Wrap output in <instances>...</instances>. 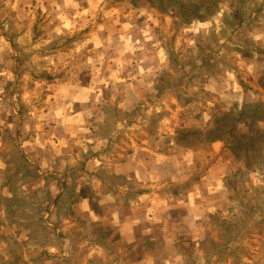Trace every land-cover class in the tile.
<instances>
[{"label":"rangeland","instance_id":"1","mask_svg":"<svg viewBox=\"0 0 264 264\" xmlns=\"http://www.w3.org/2000/svg\"><path fill=\"white\" fill-rule=\"evenodd\" d=\"M171 1L0 0V165L1 157L7 162L0 166V207L10 191L22 195L26 182L12 177V170H22L13 137L40 134L52 97L60 93L68 106L69 95L80 91L82 103L93 105L81 120L92 123L94 136L82 154L71 144L62 158H179L187 181L162 186L177 198L198 188L220 159L230 166L223 193L206 194L220 211H211L191 237L184 232L136 255L150 250L162 264H264V144L258 142L264 132V0ZM188 17L193 21L187 23ZM62 106L73 118L75 112ZM229 113L239 118L223 128L224 141L201 143L196 135L183 140V131L207 134L229 124L218 123ZM251 132L253 142H245ZM237 140L238 153L246 143L258 152L237 157ZM55 160L35 162L33 170L59 171L71 202L79 173ZM40 182L28 181L36 188ZM36 192L7 211L11 222L31 223V243L23 246L16 229V235L9 230L0 243V264L72 262L74 245L72 257L64 258L60 218L56 222L51 209L39 218L36 207L45 196ZM47 241L57 252L49 253Z\"/></svg>","mask_w":264,"mask_h":264},{"label":"crops","instance_id":"2","mask_svg":"<svg viewBox=\"0 0 264 264\" xmlns=\"http://www.w3.org/2000/svg\"><path fill=\"white\" fill-rule=\"evenodd\" d=\"M118 33L120 36L121 32ZM69 96L72 98H68V106L65 102L67 99L61 98L60 93L52 97L55 101L44 108L45 113L42 112L40 127L44 131L40 134L37 130L34 135L28 133L25 139L18 135L13 137L18 152L17 161L22 170H12V177L26 179V182H23L20 190L22 195L10 191L8 204L0 207V243L5 242V234L9 230L16 229L17 237L21 238L18 241L25 247L30 245L31 223L25 220L11 222L7 211L19 208V197L34 195L35 191L41 190L45 200L36 207L40 212L39 218L42 219L44 210L51 209L53 219L60 218V225L56 229L59 231L57 236L64 243L63 250L71 247L72 257L73 245L76 249L69 264H162L150 250L146 249L142 256L136 255L138 249L149 244L171 242L177 237L183 238L185 236L181 233L184 232L191 237L198 223L211 211H220L222 208L219 205L214 207L205 199L206 194L218 197L223 193V180L230 170L229 164L220 159V162L209 167L208 176L198 188L177 198L164 191L162 186L165 182L187 181V170L179 158H139L134 153L127 158H78V154L76 158H62L71 144L82 154L94 136L93 133L89 134L92 123L84 124L81 120L83 110L87 117L93 105L82 103L80 91ZM62 104L66 105L65 110L75 112L73 118L66 116ZM34 145L37 151L32 150ZM23 146L28 150V156L23 154ZM1 158L0 166L7 163L3 159L5 156ZM44 158H55L54 163L59 166L67 163L79 173L73 182L71 202L68 199L67 180L59 171H46L43 174L33 170L35 162H44ZM29 178L41 181L38 188L29 185ZM178 199H182L183 203ZM65 211L70 213L64 214ZM156 228H162L161 238L156 235ZM16 232L13 231L15 235ZM44 245L50 254L58 250L48 245V241Z\"/></svg>","mask_w":264,"mask_h":264},{"label":"trees","instance_id":"3","mask_svg":"<svg viewBox=\"0 0 264 264\" xmlns=\"http://www.w3.org/2000/svg\"><path fill=\"white\" fill-rule=\"evenodd\" d=\"M172 3L173 2L171 0H168V5H170ZM190 11L192 12L191 9H190ZM186 21H187V23L188 22H192L193 19H191V17H188L186 19ZM254 111H257V108ZM257 117L255 116L256 119H257ZM237 118H239V114H234V113L227 114L223 119L219 120L218 123L219 124H222L224 121H228L229 122V120H230L229 124H227V125H223L222 124L221 127H220V125H216V129H213L212 131H210L207 134L203 133L202 131H187V132H184L183 131L182 132V134L184 136L183 140L186 141L188 139V137L195 136L196 135L197 138H200L201 139L200 140L201 143H206V142H208V143H214V142L224 141V138L222 136L223 133H224L223 128L224 127H228L229 128L230 125L232 124V122H234L235 120H237ZM232 131H235V127L234 126H232ZM236 133H237V131H236ZM258 137H259L258 142H261L260 143L261 145L264 144V132H258ZM253 138H254L253 132H251V134H248V135H246L244 137V140H245V142H251L252 143L253 142ZM236 143L237 144L233 146L232 151L237 155V157L244 156L245 153H249L248 151H250V153L253 151L254 154L258 152V150L257 151H254L255 147L253 145L251 146L248 143H246L247 144L246 147L243 149V152L240 154V153L237 152L238 151V148H239L238 145L240 144V141L237 140ZM185 144H186L185 146L187 148H192V147L195 146V145H190L188 143H185ZM260 153H262V152H259V154ZM250 155H251V157L253 156L252 154H250ZM251 159H252V161H256V158L255 157L254 158H251ZM251 163H247V166L250 167V165H252Z\"/></svg>","mask_w":264,"mask_h":264},{"label":"built area","instance_id":"4","mask_svg":"<svg viewBox=\"0 0 264 264\" xmlns=\"http://www.w3.org/2000/svg\"><path fill=\"white\" fill-rule=\"evenodd\" d=\"M71 256V247H66L64 252H63V257L64 258H70Z\"/></svg>","mask_w":264,"mask_h":264},{"label":"water","instance_id":"5","mask_svg":"<svg viewBox=\"0 0 264 264\" xmlns=\"http://www.w3.org/2000/svg\"><path fill=\"white\" fill-rule=\"evenodd\" d=\"M47 226L52 227L51 225L47 224Z\"/></svg>","mask_w":264,"mask_h":264}]
</instances>
